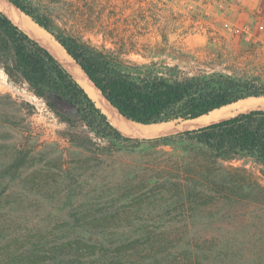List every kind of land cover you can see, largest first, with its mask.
I'll list each match as a JSON object with an SVG mask.
<instances>
[{
    "label": "trees",
    "instance_id": "16d2710c",
    "mask_svg": "<svg viewBox=\"0 0 264 264\" xmlns=\"http://www.w3.org/2000/svg\"><path fill=\"white\" fill-rule=\"evenodd\" d=\"M10 2L49 32L107 100L135 123L186 121L264 97L259 77L216 69L192 72L151 59L153 46L132 39L147 29L127 28L112 46H97L61 29L35 1ZM11 19L0 10L1 67L14 82L26 83L62 121L80 122L95 135L77 136L78 146L96 160L94 167L123 150L148 158L113 169L121 179L106 187L113 195L98 198V207L85 211L65 202L61 209L71 210L51 219L28 214L41 204L28 203L22 195L48 189L49 180L60 175L49 169L65 172L64 161L54 158L39 166L31 150L16 149L0 163V264H219L221 236L204 230L216 226L214 215L225 209L228 223L238 219L254 227L251 220L264 213V185L246 169L225 164L238 156L264 161V109L177 134L128 137L74 75ZM117 143L125 145L117 148ZM28 169L26 193L17 192L12 183ZM66 198H72L70 193Z\"/></svg>",
    "mask_w": 264,
    "mask_h": 264
},
{
    "label": "rangeland",
    "instance_id": "374dc122",
    "mask_svg": "<svg viewBox=\"0 0 264 264\" xmlns=\"http://www.w3.org/2000/svg\"><path fill=\"white\" fill-rule=\"evenodd\" d=\"M33 1L43 6L61 29L94 45L112 46L127 28L147 29V34L134 35L132 39L153 46V52L148 54L151 59L178 64L192 72L216 69L264 81V0ZM130 57L144 60L137 55ZM262 101L264 97H257L246 104H253L251 109H264ZM251 109L237 110L235 115ZM61 110L71 112L67 108ZM180 132L183 131L172 130L165 135ZM77 136L95 135L80 122L62 121L26 83L11 80L0 65V163L9 160L16 149L24 148L33 152L39 166L58 158L66 168L65 172L50 168V172L60 175L54 176L53 182L49 180L48 189L41 193L27 194L23 190L24 177L30 169L13 181L17 192L26 193L22 195L26 202L41 204L39 210L28 214L51 219L64 217L71 210L70 206L64 211L61 209L65 202L73 208L93 210L92 207H98L95 205L98 198L107 195L110 199L113 195L114 190L106 191V187L121 179L119 172H111L113 169L117 170L125 162L140 164L148 158L139 152L123 150L103 158L101 165L94 167L96 160L89 150L78 146ZM124 145L117 143L116 147ZM225 164L246 169L264 185V161L238 156ZM71 174L75 177L72 180L67 178ZM69 193L71 199L66 198ZM225 214L226 210L220 209L213 217L218 219L216 226L204 227L206 232L221 236L218 263L264 264V213L251 220L257 228L248 226L244 220L228 223ZM205 216L208 217L206 213Z\"/></svg>",
    "mask_w": 264,
    "mask_h": 264
},
{
    "label": "bare ground",
    "instance_id": "6f19581e",
    "mask_svg": "<svg viewBox=\"0 0 264 264\" xmlns=\"http://www.w3.org/2000/svg\"><path fill=\"white\" fill-rule=\"evenodd\" d=\"M0 9L4 11L12 20L22 27L28 34L37 39L43 46L48 48L58 60L69 70L70 73L85 88L90 97L95 101L98 107L107 114L112 123L118 127L126 136L130 137H157L170 133L172 130H193L206 126L211 123L226 119L235 114L237 110L250 108L253 104L250 98L241 100L234 104H230L211 111L209 114L200 116L195 119L186 121L166 122L161 124H139L123 117L116 108L111 106L109 102L102 96L100 90L94 86L88 76L83 72L82 68L76 61L66 52L64 47L44 28L40 27L31 17L16 8L9 0H0ZM259 100V98H258ZM258 103V102H257ZM264 104V101H262ZM255 105V104H254Z\"/></svg>",
    "mask_w": 264,
    "mask_h": 264
},
{
    "label": "water",
    "instance_id": "95a60500",
    "mask_svg": "<svg viewBox=\"0 0 264 264\" xmlns=\"http://www.w3.org/2000/svg\"><path fill=\"white\" fill-rule=\"evenodd\" d=\"M9 2H10V0H9ZM12 3V2H11ZM13 4V3H12ZM14 5V4H13ZM16 6V5H15ZM16 8H18L17 6H16ZM19 10H21L20 8H18ZM1 10V9H0ZM2 11V10H1ZM22 11V10H21ZM3 12V11H2ZM23 12V11H22ZM6 14V13H5ZM26 14V13H25ZM7 15V14H6ZM8 16V15H7ZM9 17V16H8ZM10 18V17H9ZM11 19V18H10ZM12 20V19H11ZM13 21V20H12ZM14 22V21H13ZM15 23V22H14ZM16 24V23H15ZM18 25V24H17ZM19 26V25H18ZM20 27V26H19ZM21 28V27H20ZM22 29V28H21ZM25 31V30H24ZM33 38V37H32ZM48 49V48H47ZM49 50V49H48ZM50 51V50H49ZM51 52V51H50ZM52 53V52H51ZM53 54V53H52ZM69 54V53H68ZM54 55V54H53ZM70 55V54H69ZM55 56V55H54ZM71 56V55H70ZM56 57V56H55ZM72 57V56H71ZM57 58V57H56ZM73 58V57H72ZM58 59V58H57ZM74 59V58H73ZM75 60V59H74ZM77 63V62H76ZM78 64V63H77ZM79 65V64H78ZM80 66V65H79ZM81 67V66H80ZM82 68V67H81ZM82 70H83V68H82ZM83 72L86 74V72L83 70ZM87 75V74H86ZM88 76V75H87ZM88 78H89V76H88ZM76 79V78H75ZM90 79V78H89ZM91 80V79H90ZM91 82L93 83V81L91 80ZM94 84V83H93ZM94 86L96 87V88H98L95 84H94ZM84 88V87H83ZM101 92V91H100ZM101 94H102V92H101ZM102 96L105 98V100L107 101V102H109L108 100H107V98L102 94ZM109 104L111 105V106H113L110 102H109ZM114 107V106H113ZM115 108V107H114ZM117 109V108H116ZM119 112V111H118ZM120 113V112H119ZM121 114V113H120ZM122 115V114H121ZM123 116V115H122ZM124 117V116H123ZM126 118V117H125ZM127 119V118H126ZM127 120H129V119H127ZM177 121H183V120H177ZM198 129V128H197ZM183 132H185V131H183Z\"/></svg>",
    "mask_w": 264,
    "mask_h": 264
}]
</instances>
